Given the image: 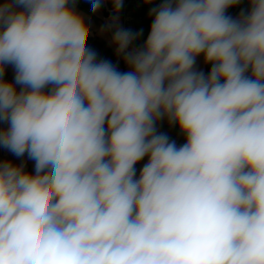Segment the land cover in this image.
<instances>
[{
  "label": "clouds",
  "instance_id": "obj_1",
  "mask_svg": "<svg viewBox=\"0 0 264 264\" xmlns=\"http://www.w3.org/2000/svg\"><path fill=\"white\" fill-rule=\"evenodd\" d=\"M239 2L162 0L127 72L69 0L0 4V145L35 161H0V264H264V0Z\"/></svg>",
  "mask_w": 264,
  "mask_h": 264
},
{
  "label": "crops",
  "instance_id": "obj_2",
  "mask_svg": "<svg viewBox=\"0 0 264 264\" xmlns=\"http://www.w3.org/2000/svg\"><path fill=\"white\" fill-rule=\"evenodd\" d=\"M6 0H0V4ZM70 6L83 17L85 23L91 28V35L88 46L96 53L98 61H109L120 72L130 71L126 56L130 53L142 49L150 32V27L154 16L150 15L153 8L159 7L162 0H152L146 3L145 0H123L119 11L114 8L113 0H103L101 7L93 11L92 0H69ZM250 11L249 0H240V2L226 10V15L233 19H239ZM118 30H127L136 38L126 50L127 54L123 57L116 50L113 42V35ZM212 65L204 62L203 55L196 58L194 70L203 72L205 76L210 72ZM15 68L12 65H6L4 70V79L14 82ZM21 88L17 85V91ZM8 127L6 122H0V129ZM158 134H164L169 141H174L177 147L186 142V136L181 133L178 125L170 124L167 118H163L156 123ZM0 161H11L14 165H23L24 170L34 174L35 161L30 159L25 153L24 156L17 157L7 148L0 145ZM147 163V157L138 162L137 177L143 165Z\"/></svg>",
  "mask_w": 264,
  "mask_h": 264
},
{
  "label": "rangeland",
  "instance_id": "obj_3",
  "mask_svg": "<svg viewBox=\"0 0 264 264\" xmlns=\"http://www.w3.org/2000/svg\"><path fill=\"white\" fill-rule=\"evenodd\" d=\"M119 54H120L121 57H123L124 55L127 54V52L125 51V52H123V53H119ZM135 167H136V170H137V165H136Z\"/></svg>",
  "mask_w": 264,
  "mask_h": 264
}]
</instances>
